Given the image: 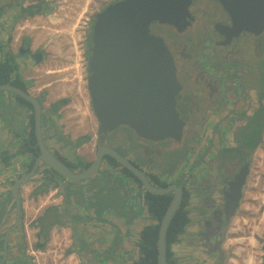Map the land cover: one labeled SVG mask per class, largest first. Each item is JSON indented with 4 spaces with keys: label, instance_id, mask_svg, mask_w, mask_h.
Instances as JSON below:
<instances>
[{
    "label": "flooded vegetation",
    "instance_id": "flooded-vegetation-1",
    "mask_svg": "<svg viewBox=\"0 0 264 264\" xmlns=\"http://www.w3.org/2000/svg\"><path fill=\"white\" fill-rule=\"evenodd\" d=\"M35 1L28 2V5ZM42 1L41 6L36 7L37 12L48 8L47 0ZM188 11L190 23L182 31L175 26L157 23L151 27L153 33L164 38L181 84L176 95V109L185 121L183 140L153 142L131 134L129 128L121 126L105 136L96 135L94 154L85 162L88 164L93 159L100 141H108L110 146L118 141L117 147L126 151L134 141L149 153L173 142L174 146L168 149L180 150L181 155L175 160L180 161L172 175H168L169 181L155 175L154 168L147 166L149 159L146 162L144 159L140 166L135 151L127 156L147 173L152 183L167 186L174 182L182 188V198L167 231L168 264H226L229 250L225 243L232 220L241 208L257 148L264 155V29L257 34L246 29L236 35L228 33V28L232 27L231 19L218 0H191ZM25 13L21 10L20 17ZM216 24H221V29L226 27L225 33L215 31ZM27 48L22 47L23 50ZM197 54L199 60H196ZM206 54L211 62L205 65ZM32 55L39 58L37 54ZM217 65L224 66L221 73L215 69ZM42 129L48 130L46 123ZM117 133L111 143L110 137ZM56 154L66 160L62 154ZM33 156L29 159L31 164ZM104 158L109 165H118L112 164L107 155ZM79 160L67 162L78 168ZM180 164L183 167L181 176L177 173ZM30 167L27 164L26 171ZM121 171L127 175L123 168ZM51 173L46 167L37 172L43 179ZM18 194L21 209L17 224L14 225L16 207L11 192L13 209L10 221L0 224V261L7 236V257L1 264H32L21 231L24 211L20 188ZM166 195L168 205L174 191Z\"/></svg>",
    "mask_w": 264,
    "mask_h": 264
},
{
    "label": "water",
    "instance_id": "water-1",
    "mask_svg": "<svg viewBox=\"0 0 264 264\" xmlns=\"http://www.w3.org/2000/svg\"><path fill=\"white\" fill-rule=\"evenodd\" d=\"M218 1L231 19L232 27L228 28V33L236 35L241 29H246L257 34L264 29V0ZM190 3L191 0H115L94 14L87 48L86 87L92 112L98 122L97 134L105 136L123 126L132 130L136 136L153 142L183 140L185 121L176 109V95L181 89V84L176 77L173 57L164 38L153 33L151 26L157 23L175 26L178 31H182L190 23L187 20L191 16L188 11ZM221 26L216 24L214 29L223 34L226 27L221 29ZM28 50L29 48L25 51ZM22 51L24 50L21 47ZM204 56V64L211 62L207 54ZM196 60H199V55ZM215 69L221 73L224 66L217 65ZM1 90L16 94L30 102L32 129L38 148L30 169L17 176L11 185L10 192L16 207L14 225L19 220L21 209L18 190L27 179L36 175L43 167L53 170L58 175L55 181H62L63 195L73 201L78 200L79 192H84L85 185L97 180V174L103 175L105 179L103 185L105 184L111 193L109 202L124 205L130 201L129 205L140 209L142 216L149 208L146 193L162 195L174 191L158 222L156 238V264H166L167 231L170 219L182 198L181 186L174 182L167 186L152 183L139 165L108 145L106 141L98 143L95 155L87 166L78 168L69 166L45 143L42 130L45 124L44 108L41 103L43 96H35L28 89L11 82L0 83ZM131 151H135L137 155L141 154L137 150ZM127 152L130 153L129 150ZM105 155L112 157L118 165L111 166L106 163ZM165 156H170L168 158L171 160L162 158L153 172L161 180L169 181L166 175L172 167L171 163H178L180 160L172 161V153L167 152ZM139 157L145 158L143 155ZM147 160L148 158H145V162ZM121 168L127 169L131 175H125ZM106 172H112L115 177H107ZM116 186L121 189H113ZM118 194L124 195L123 198H119ZM140 198L143 200L140 201ZM115 225L117 229H123L126 237L117 230L114 239L118 241L112 239L105 246L107 248L101 249L107 250L105 256L103 252L95 249V253L91 252L92 257H89L82 243L79 242L75 246L77 254L85 259L83 264H132L136 260V252H118L126 247V244L136 247L133 242V230L120 215L116 217ZM6 242L7 236L3 242L4 252L0 264L7 257ZM131 250L133 248L130 247ZM118 258L119 261L122 259L121 262L118 261L119 263L116 262Z\"/></svg>",
    "mask_w": 264,
    "mask_h": 264
},
{
    "label": "crops",
    "instance_id": "crops-1",
    "mask_svg": "<svg viewBox=\"0 0 264 264\" xmlns=\"http://www.w3.org/2000/svg\"><path fill=\"white\" fill-rule=\"evenodd\" d=\"M48 1L51 0H47L46 3L48 5L47 7L50 8L51 3ZM55 10L57 9L52 8L51 11L48 9L41 10V12H39L38 14L32 15V18H34V20H42L39 23L37 22V27L39 28L38 33H42L44 39H47V37L52 33H54L53 39L59 37V35L55 34L56 32H66L67 35H69V32L71 31L77 33L81 32L84 34V29H86V26L83 25H87L88 21L91 22L90 17L92 15V12H90L86 16V7H81L80 12H76L75 18L76 22L77 20L79 22L81 17H84L85 20L82 21L83 25H80L78 22L74 24L72 22V24H70L68 21L69 19H71L70 14H58ZM42 17H44V20L41 19ZM29 18L31 17H27V19ZM27 19L24 22H27ZM1 35H3L4 37V35L8 34L1 29ZM53 39L47 40L46 44L42 46L43 53H47V55L43 57V63H41L37 67L32 66L31 69L37 70L39 72V74L37 75V80L38 82L43 81V83H41L42 88L54 85V90H57V88L61 84L57 83L65 80H63V78H54V73H57V70H50L45 66L47 59L54 58L53 54L55 53L53 52L58 48H55V42L51 44V41ZM15 40L17 39L15 38ZM78 40H81V38L79 37ZM67 43L69 50H75L76 48L77 53L79 52L80 54L79 50L82 44L78 45L76 40L74 44L73 40L68 39L66 43L61 44V47L63 45H67ZM0 46V48L2 49L3 45L1 43ZM29 48L33 50L35 49V46L31 45ZM10 51L12 54L15 53V49L13 48V46H11ZM14 61L17 63L16 73H18V75L24 80V78L27 77L24 75L26 69L22 66V62L20 63V60H18V58L15 57ZM76 64V81L77 85L82 88V78L84 77V74L82 73V68L80 70V65H82V62H80L79 58ZM42 65L45 66V68ZM28 90L34 95L33 91L36 90V88L32 87ZM42 96H44V94H42ZM8 106H13L14 108H16L17 116L19 118L18 121L12 122V116L7 115L10 111V107ZM42 106L44 108V111L46 112L44 120L46 125L48 126V130H42L45 141L48 140L51 142V147L49 148L55 153L59 151L63 152V154H61L66 158V161L73 162L77 160V155L72 153L73 148L76 149L77 152H79L80 149H84L86 143H81V145L74 144L75 147L67 146L65 148H62L57 141L61 140L60 138L64 137L63 135H66V130H68V127L75 131L73 135L70 134L69 139L76 141V137L83 132L82 129H79V126L77 124V122L79 121H75L74 114L67 110L68 106L66 105L62 108L64 110H67L66 115H62L61 119L57 118L60 114V110H58L57 113H50L49 109L51 105L46 106L42 104ZM0 108L3 109L0 110V215L3 218L2 219L0 216L1 224L3 222H9V219L11 218L10 215L13 209V199H11L10 196V189L12 182L17 176L26 171V166L27 164H29V153H20L19 148L22 144L23 138L28 135L30 130L31 109L25 103L21 102L14 94H8L4 91L0 92ZM82 113L89 119V125L86 124L85 129H88V132L91 134L87 142L92 143L96 138L94 130L98 126V122L92 112L91 106L87 107V109ZM53 121L56 122L55 126L53 125ZM67 122H69V125L67 124ZM59 124L64 125L62 130L63 135L57 134L56 136L54 129H56L57 126L60 128ZM66 124L68 125V127ZM66 141L69 140L66 139ZM79 154L82 155L81 152ZM148 156L150 163H153L154 159H159L160 157L157 153L152 151L148 153ZM81 159L85 161L90 160L91 158L89 159V157H86V159ZM106 173L107 177H115V174H112V172ZM110 174H112L113 176ZM35 177H37L34 178L35 180H31V178L29 180H26L21 185L22 189L25 190L24 193L21 194V196L23 200L24 220H27V222H24V241H26L28 248L31 249V251L29 250L28 254L31 256H35L34 258H32V264H43V257H50L51 259L49 261L52 264H83V258L80 257L75 251V246H77L79 242L82 243L81 245H83V249L85 250V252H88L87 256L89 257H92L90 253L95 252V249L99 252H107L106 249L104 251L101 249L109 244L112 238H114V236L110 237V234L113 230L111 224L115 226V221L112 220L119 215L123 217L124 221H126L133 230V242L136 244V247L134 248L131 244H126L127 246L118 252H136L135 259H138L140 252L139 240L142 228L148 224L158 223L157 218L150 212L149 208L146 214L142 216V211L140 209L138 210L136 208H133L132 205H129L130 201L125 202L124 205L121 203H119L118 205L109 202L111 193L110 190L105 187V184L103 185V182H105L103 175H98L97 180L88 183V186L85 185L83 187L84 192H79L80 197L75 201L69 200L65 195H63L61 187L62 181L54 180L47 191L42 194H35L37 188L36 186H38L43 180V178H41L40 176ZM66 187H68V185H66ZM113 189L120 190L121 188L119 186H116V188ZM118 195L120 196L119 198H123L124 196L120 194ZM119 198L118 200H120ZM50 206H55L57 208V212H60L59 219H62V222H56L50 227L48 232V239L45 243L44 248H35L34 243L37 241V232L39 229L37 226H35V219L37 216L43 214V212ZM109 216L113 217L111 218ZM76 217L78 218V220L75 219ZM27 224L33 228V232H31V234L28 227H26L28 226ZM117 230L121 232L122 236L126 237L123 229ZM89 244H91V246ZM130 247L133 248V250L130 251Z\"/></svg>",
    "mask_w": 264,
    "mask_h": 264
},
{
    "label": "rangeland",
    "instance_id": "rangeland-1",
    "mask_svg": "<svg viewBox=\"0 0 264 264\" xmlns=\"http://www.w3.org/2000/svg\"><path fill=\"white\" fill-rule=\"evenodd\" d=\"M115 0H51L48 1L51 3L50 8H47L51 11V9L56 8V13H66L70 14L71 19H69V23L73 24L77 23L76 18V12H80L81 7H86L87 12L85 13L86 16L90 12H92L91 15V22L88 21L87 25H83V20H85L84 17H81L80 21L78 22L80 25L86 26V29H84V34L79 32H69V35H67L66 32H59L55 33L56 35H59V37L53 39L54 33H52L50 36L47 37V39H44L42 33H38L39 28L37 27V22H41L42 20L32 18V15H36L39 12L36 11V7L41 6L42 0L35 1L37 3H31V5H28V2H32V0H0V43L3 45V48H0V58L4 57V54L6 55L7 52L11 53L10 48L13 46L15 49V53L13 54L14 60L15 57L20 60V63L22 62V66L26 69L24 75L27 76L24 78V81L27 83V88L31 89L36 88V90L33 91L34 95L38 96L40 94H44L42 98V104L44 105H51L52 103L56 102L59 99L62 98H68V101L57 107L56 113L58 110H60V114L58 115V119H61L62 115H66V111L69 110V112L73 113L75 116V121L77 122L79 129H82L83 132L80 133L76 137L75 140H70L69 136L70 134L73 135L75 132L73 129L69 128V122H67L68 130L66 135H63V124L60 125V128L57 126L56 129H54V132L57 136V134L63 135L64 137L60 138L61 140L57 141L60 145V147L65 148L67 146L75 147L74 144L81 145V143H86V146L84 149H80L79 152L76 151V149L73 148L72 153L77 155V159L86 157L92 158L94 154V148H95V140L91 143L87 142L85 137L90 136L91 134L88 132V129H85L86 124L89 125V119L88 117H85V115L82 113L87 109V107L90 105V97L89 93L86 87V81H87V48L89 45V42L87 40V34L90 30V26L92 24V18L94 14L103 8L107 3L112 2ZM47 3V1H46ZM26 6V7H25ZM29 6H31L29 8ZM33 6L35 8H33ZM81 6V7H80ZM22 11H26L25 14L20 17V14ZM84 11V10H83ZM8 13V14H7ZM84 14V16H85ZM73 16V17H72ZM27 17H31L27 19ZM89 18V16H88ZM27 22H24L26 21ZM41 19L44 20V17ZM61 23V22H60ZM59 23V24H60ZM152 27V26H151ZM1 29L7 33L8 35H1ZM151 30H153L151 28ZM77 33V34H76ZM71 35V36H70ZM70 37V38H69ZM81 38V40H78V38ZM15 38L17 40H15ZM53 39L51 41V44H55V48L58 47L53 53V59H47L45 66L48 67L50 70H57V73H54V78H63L62 82H59L57 84H60L57 90H54V85L42 88L41 83L37 80V75L39 72L37 70L31 69L32 66L37 67L41 63H43V57L47 55V53H43L42 46L46 44L47 40ZM73 40L75 44V40L77 44H82L80 46V54L77 53V49L75 50L68 49V43L67 45H63L61 47V44H64L67 42V40ZM31 45L35 46V49L31 50L29 48L28 51H22L21 52V46L22 47H30ZM1 47V46H0ZM76 51V52H75ZM82 52V53H81ZM196 53V52H195ZM32 54H37L39 58H35ZM80 56V57H79ZM198 57V56H197ZM80 60L82 62V65H80V70L82 68V73L84 74V77L82 78L83 85L82 88H80L77 85V66L75 64L77 63V60ZM77 65V64H76ZM43 66V65H42ZM45 66H43L45 68ZM41 72V71H40ZM56 86V84H55ZM6 92L8 94H11L8 91L1 90L0 92ZM68 106L67 110L62 109L63 106ZM10 107V111L8 112V116H12L11 120L18 121L19 118L17 116V110L13 106ZM51 107V106H50ZM52 108V107H51ZM0 110H3L0 108ZM16 110V111H15ZM232 113V111L230 112ZM82 122V125H81ZM84 124V125H83ZM53 125H56V122L53 121ZM119 133V132H118ZM117 134H113L110 138V142L112 143V140L117 138ZM94 134H97V127L94 130ZM131 134H133L131 130ZM115 135V136H114ZM68 139L69 141H66ZM75 139V138H74ZM1 142V141H0ZM108 142V141H107ZM174 142V141H173ZM173 142H167L159 149L153 150L152 152H155L158 154L159 159H154L153 163L148 162L147 166L155 168L158 161H160L162 158L166 159L170 156H165V154L172 153L173 157L172 160H174L180 153L174 151H170L171 146H174ZM46 145L48 147H51V142L46 140ZM113 146L119 150L122 154L125 156L128 155V150L119 149L117 147L119 145L118 141L112 143ZM133 145H130L128 147L130 154L133 153L131 150H137L138 153H141L139 155H143L144 157H147L149 159L148 153L144 152V150H141V148L137 145L136 142L133 141ZM125 145L122 144V147ZM80 147V146H79ZM181 148V146H179ZM258 151V148H257ZM254 156V167L248 177V187L246 189L244 199L242 200V205L239 211L237 212L236 216L233 218L231 226H230V233L228 235V239L226 240V248L229 250V259L226 261V264H262V255H263V244H264V155L262 154V151L259 148V151ZM76 152V153H75ZM82 153L80 155L79 153ZM59 154H63V152L59 151L56 152ZM258 156V157H257ZM155 158V157H154ZM145 158H138L136 159L137 163L141 166L144 162ZM169 159V158H168ZM171 160V159H169ZM171 169L168 171L167 175H172L174 169L176 168V163H171ZM27 170V169H26ZM154 170V169H153ZM101 172V168H100ZM170 172V173H169ZM179 175L181 176L183 173V167L182 164H180V168L178 169ZM99 174H97L98 176ZM34 176H39V174H36ZM33 177V176H32ZM30 177V178H32ZM34 178L37 177H33ZM169 178V177H168ZM34 182V181H33ZM25 190L20 187V194H23ZM118 193V192H117ZM143 200L140 198V201ZM113 210V209H112ZM12 214V213H11ZM113 217V216H109ZM78 220V218H75ZM112 221H116V218H114ZM24 222H27V220H24V212H23V224L21 231L25 232V225ZM26 224V223H25ZM28 225V224H27ZM29 229V232H33V228L31 226H26ZM112 233L110 234V237H113L117 233V227L116 225H112ZM28 232V231H27ZM119 238V237H118ZM115 242L118 241V239ZM91 246V244H89ZM27 246V245H26ZM31 251V249L29 248ZM95 253V252H93ZM92 253V254H93ZM103 256H105L106 252H103ZM102 254V253H101ZM91 255V253H90ZM31 256V255H30ZM35 256H31V258H34ZM43 264H52L50 263V257H43ZM32 261V260H31ZM83 261L85 262V259L83 258ZM119 261V258L116 262ZM122 259L119 261L121 262ZM123 261H126L123 259ZM118 262V263H119ZM127 262V261H126Z\"/></svg>",
    "mask_w": 264,
    "mask_h": 264
},
{
    "label": "trees",
    "instance_id": "trees-1",
    "mask_svg": "<svg viewBox=\"0 0 264 264\" xmlns=\"http://www.w3.org/2000/svg\"><path fill=\"white\" fill-rule=\"evenodd\" d=\"M87 40L89 42V35H87ZM13 54L7 52L6 55L4 54L3 58H0V83L4 82H11L16 85H19L20 87L27 89V83L16 73L17 70V63L13 59ZM21 102L25 103L30 109L31 104L29 101L25 100L24 98L14 94ZM68 101V98H62L57 100L56 102L51 104L50 112H56L57 107L60 105L65 104ZM46 115V112H43V119ZM32 121L33 116L30 114V130L26 137L23 138L22 144L19 148L20 153H29L30 157L35 155L38 152V148L36 146L35 142V136L32 129ZM86 139L89 138V136L85 137ZM180 153L174 160L175 161L180 155V150L175 151V153ZM62 158V157H61ZM63 159V158H62ZM108 160L112 164H118L112 157L108 156ZM65 162H67L65 160ZM68 164V162H67ZM79 166L84 167L87 162L80 159L79 160ZM28 166H31V162L28 164ZM124 172L127 175H131V173L123 168ZM53 173H55L53 170H51ZM46 174L45 178L41 181V183L36 186L35 194L37 193H44L47 191L51 185V183L55 180L54 174ZM147 199L149 201V210L150 212L157 218V221L159 222L160 218L162 217L169 197L166 194L160 195V194H151L146 193ZM60 218V212H57V208L55 206L48 207L42 215L37 217L35 220V226H37L38 232H37V241L34 243L35 248L42 249L45 247V243L48 239V232L50 227L55 224L56 222H62V219ZM157 231H158V223L157 224H148L145 225L140 234V240H139V257L136 259L132 264H156V238H157ZM169 238V235H167ZM170 255V252H167V258ZM168 264V261H167Z\"/></svg>",
    "mask_w": 264,
    "mask_h": 264
},
{
    "label": "bare ground",
    "instance_id": "bare-ground-1",
    "mask_svg": "<svg viewBox=\"0 0 264 264\" xmlns=\"http://www.w3.org/2000/svg\"><path fill=\"white\" fill-rule=\"evenodd\" d=\"M259 151V150H258ZM258 151H257V153H258ZM258 157V156H257Z\"/></svg>",
    "mask_w": 264,
    "mask_h": 264
}]
</instances>
